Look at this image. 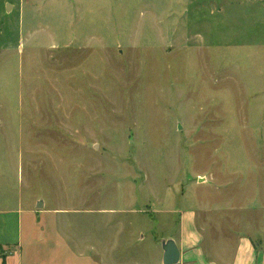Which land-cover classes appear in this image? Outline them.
Returning a JSON list of instances; mask_svg holds the SVG:
<instances>
[{
	"label": "rangeland",
	"instance_id": "374dc122",
	"mask_svg": "<svg viewBox=\"0 0 264 264\" xmlns=\"http://www.w3.org/2000/svg\"><path fill=\"white\" fill-rule=\"evenodd\" d=\"M3 192L139 264L186 211L220 262L264 252V0H0Z\"/></svg>",
	"mask_w": 264,
	"mask_h": 264
},
{
	"label": "crops",
	"instance_id": "0c3cea01",
	"mask_svg": "<svg viewBox=\"0 0 264 264\" xmlns=\"http://www.w3.org/2000/svg\"><path fill=\"white\" fill-rule=\"evenodd\" d=\"M17 197L0 193V264H139L135 256L120 250L128 241L120 242L112 220L99 225L91 221V207L82 210L89 214L85 224L72 223L68 214L76 208L49 207L44 199L36 200L35 205L25 204L20 193ZM124 210L116 205L115 212L109 209L106 213L112 217L127 212ZM187 212L180 217L179 240L172 239L179 251L175 264H264V252L248 238L239 239L228 263L205 254ZM162 257L159 253L157 260L153 258L154 264H160Z\"/></svg>",
	"mask_w": 264,
	"mask_h": 264
},
{
	"label": "water",
	"instance_id": "95a60500",
	"mask_svg": "<svg viewBox=\"0 0 264 264\" xmlns=\"http://www.w3.org/2000/svg\"><path fill=\"white\" fill-rule=\"evenodd\" d=\"M10 7V5H7ZM41 203L38 204L40 206ZM163 264H175L179 260V251L176 244L173 241H168L164 246L163 252Z\"/></svg>",
	"mask_w": 264,
	"mask_h": 264
}]
</instances>
